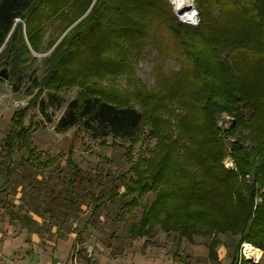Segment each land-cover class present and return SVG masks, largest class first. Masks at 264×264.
Here are the masks:
<instances>
[{
    "label": "trees",
    "instance_id": "16d2710c",
    "mask_svg": "<svg viewBox=\"0 0 264 264\" xmlns=\"http://www.w3.org/2000/svg\"><path fill=\"white\" fill-rule=\"evenodd\" d=\"M194 4L197 24L180 20L170 0H0V71L9 75L0 83L16 86L32 53L49 50L38 92L14 113L1 146L0 206L10 222L62 237L83 218L80 243L94 218L118 201L132 215L141 208L131 241L151 244L160 226L178 245L208 237L213 264H221V235L236 239L229 264H251L241 255L244 243L264 257V0ZM57 21L59 33L47 39V24ZM147 48L156 53L151 89L135 70ZM170 60L179 69L166 73ZM72 89L76 97L57 128L97 127L118 140L129 177L113 173L115 183L104 186L75 164L72 149L66 159L43 161L37 153L31 129L39 125L26 126V117L36 105L45 113ZM46 91L49 102L41 98ZM222 116L230 117L228 128L219 125ZM152 141L148 156L132 154L137 143ZM18 150L25 153L19 161ZM229 157L235 168L225 166ZM59 162L66 169L60 189L34 171ZM8 197L18 203L8 205Z\"/></svg>",
    "mask_w": 264,
    "mask_h": 264
},
{
    "label": "rangeland",
    "instance_id": "374dc122",
    "mask_svg": "<svg viewBox=\"0 0 264 264\" xmlns=\"http://www.w3.org/2000/svg\"><path fill=\"white\" fill-rule=\"evenodd\" d=\"M59 31V21L48 23L46 38L56 36ZM48 55L49 50L46 47H42L38 54L32 53L30 62L24 66L21 81L16 86L8 81L0 83V151L3 141L9 133L14 113L18 109L25 107L38 92L35 83L40 81L44 76V59ZM155 64L156 53L151 52L149 48L145 50V57L135 64L137 78L142 85L149 89L155 86L153 73ZM175 69H179V65L173 60L168 61L164 67L166 73ZM121 86H126L125 79L121 81ZM49 93V91H46L41 96L46 102H49ZM76 94L77 89L61 92L59 94L60 101L53 104L50 103L45 113H42L36 105V107L30 110L25 119V124L29 126L32 121L39 125L38 129H31V134L33 145L37 153L42 155L43 161L47 157L57 154L64 155V159H66L70 149H72L73 161L80 169L90 176H101L104 186H111L115 183L111 174L118 172L119 175L125 176L130 168V164L125 157V150L118 146V140L115 141L117 145H114V140L111 137H102L97 127H94V130L79 127L66 132H61L57 128L60 118L65 114L69 103L76 97ZM224 117L229 119L225 120L223 119ZM219 121V125L222 128H228L231 119L229 116H222ZM154 144V141L147 142L146 144L139 142L134 146L132 154L134 156H148ZM24 154V150H18L15 157L19 161L24 157ZM227 164L230 166H227ZM57 165L54 168L46 170L35 169L34 171L37 172L38 178L43 177L60 189L62 187V177L65 176L66 169L61 162H59L58 167ZM225 166L227 168H235L233 159L227 158ZM126 176L129 177V174ZM99 191L100 189L97 190V192ZM153 199L154 196L150 195L147 201H152ZM7 202L9 205L11 202L17 203L18 201L13 197H8ZM86 209V212H88L89 209ZM3 210H5L4 207ZM140 214L141 208L132 215L122 209L120 202H112L94 218L93 223L89 226V232L84 236V238L88 236L90 241L83 238V242L89 243L90 246L94 242H97L95 244L99 245L100 249L104 247V250L101 252L102 254L104 253L102 259L109 258L110 261L113 257H119V255L125 252L130 256L131 252L134 251L135 255L138 256V264H171L172 259L175 264H213L208 257L207 247L210 241L208 237L195 236L192 243L185 239L181 245H178L172 235L168 236L162 231L160 226H156L152 232L154 238L151 244L146 246L145 238L131 241L130 226L134 220L139 218ZM83 222V218L74 219L68 228L64 229L63 236L65 238H75L77 229L82 227ZM52 231L55 232L56 228H53ZM48 234H43L46 239L50 237ZM219 239L221 244L218 248V254L221 264H229L231 260L229 252H233L236 239L223 235ZM248 246L251 245L247 243L242 245V257H245L243 254L247 252ZM120 247L122 252L118 254V248ZM255 249L260 254V258L248 253L246 254L249 256L247 260L251 264H264L263 253L259 249ZM96 252L99 253L100 250H96ZM77 258L78 264H84L83 260L85 261V257L77 256Z\"/></svg>",
    "mask_w": 264,
    "mask_h": 264
},
{
    "label": "crops",
    "instance_id": "0c3cea01",
    "mask_svg": "<svg viewBox=\"0 0 264 264\" xmlns=\"http://www.w3.org/2000/svg\"><path fill=\"white\" fill-rule=\"evenodd\" d=\"M84 239L90 241L88 236ZM95 243L92 246L83 240L77 243L76 237L65 238L56 233L48 239L29 234L17 222H10L6 208L0 206V264H78L77 256L85 257L84 264H138L134 251L130 256L125 252L111 261L102 259L104 247L100 249ZM171 264H175L173 259Z\"/></svg>",
    "mask_w": 264,
    "mask_h": 264
},
{
    "label": "bare ground",
    "instance_id": "6f19581e",
    "mask_svg": "<svg viewBox=\"0 0 264 264\" xmlns=\"http://www.w3.org/2000/svg\"><path fill=\"white\" fill-rule=\"evenodd\" d=\"M175 8L177 9L179 15L185 19V20H189L191 22H194L196 20V16L194 14V9L191 7L193 5L192 0L189 1V3L187 4L186 2H184V0H172ZM188 6H187V5ZM250 254L252 256H255L257 258H260V254L258 253V251L252 247V246H248L247 248V254Z\"/></svg>",
    "mask_w": 264,
    "mask_h": 264
},
{
    "label": "water",
    "instance_id": "95a60500",
    "mask_svg": "<svg viewBox=\"0 0 264 264\" xmlns=\"http://www.w3.org/2000/svg\"><path fill=\"white\" fill-rule=\"evenodd\" d=\"M170 1H171L172 5H173V7H174V11H175L176 15L180 18V20H182L183 22L191 23V24H197V23L199 22L198 12H197V9H196V7H195L194 0H192L193 5L191 6V7L194 9V14H195V16H196V20H195L194 22H191V21H189V20H185V19H183V18L179 15L177 9L175 8V5H174L173 1H172V0H170ZM189 1H191V0H184V2H186L187 4L189 3ZM187 4H186V5H187ZM187 6H188V5H187ZM0 78H2V79H4V80H8V79H9V75H8V72H7L6 69H3V70L0 71Z\"/></svg>",
    "mask_w": 264,
    "mask_h": 264
},
{
    "label": "built area",
    "instance_id": "2783aa9c",
    "mask_svg": "<svg viewBox=\"0 0 264 264\" xmlns=\"http://www.w3.org/2000/svg\"><path fill=\"white\" fill-rule=\"evenodd\" d=\"M223 119L228 120L229 118L224 117ZM223 119H222V120H223ZM225 123H226V122H225ZM230 164H231V163H230ZM227 166H230V165L227 164ZM245 247H246V245H245ZM246 251H247V250H246ZM246 254H247V252H246V253L244 252L243 255L245 256L244 258L247 259L249 256H247ZM250 257H251V256H250Z\"/></svg>",
    "mask_w": 264,
    "mask_h": 264
}]
</instances>
